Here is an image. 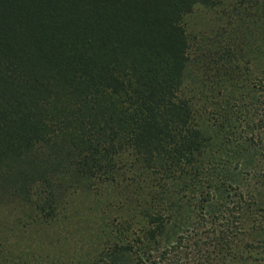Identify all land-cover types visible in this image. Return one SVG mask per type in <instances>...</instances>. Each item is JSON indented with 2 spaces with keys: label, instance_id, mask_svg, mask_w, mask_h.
<instances>
[{
  "label": "trees",
  "instance_id": "trees-1",
  "mask_svg": "<svg viewBox=\"0 0 264 264\" xmlns=\"http://www.w3.org/2000/svg\"><path fill=\"white\" fill-rule=\"evenodd\" d=\"M62 193L88 245L0 264H264V0H0V194Z\"/></svg>",
  "mask_w": 264,
  "mask_h": 264
},
{
  "label": "rangeland",
  "instance_id": "rangeland-1",
  "mask_svg": "<svg viewBox=\"0 0 264 264\" xmlns=\"http://www.w3.org/2000/svg\"><path fill=\"white\" fill-rule=\"evenodd\" d=\"M222 8H227L235 3V0H212ZM212 9L198 8L195 13L186 20V28L189 34L207 32L213 25ZM19 196V197H17ZM61 205L59 210L63 213L58 218H53L49 226L32 225L27 222L30 216V207L21 200V195L0 194V244L9 243L16 254H29L38 251V247L58 244L66 247V250L57 251L56 254L68 256L78 248L77 244L88 245L87 225L95 222L92 215L91 200L86 196H69L62 193L58 197ZM42 225V224H41ZM34 249H31V248ZM263 249V247H262ZM258 250V249H257ZM256 250V251H257ZM54 251V250H53Z\"/></svg>",
  "mask_w": 264,
  "mask_h": 264
}]
</instances>
